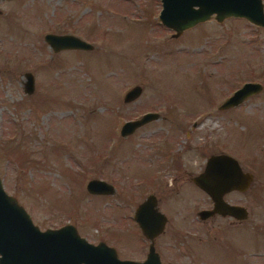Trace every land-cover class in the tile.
<instances>
[{
	"label": "rangeland",
	"instance_id": "obj_1",
	"mask_svg": "<svg viewBox=\"0 0 264 264\" xmlns=\"http://www.w3.org/2000/svg\"><path fill=\"white\" fill-rule=\"evenodd\" d=\"M160 9V0L0 1L3 189L40 230L72 224L128 260L148 251L133 212L153 194L168 219L154 249L170 264H264V28L212 17L174 38ZM48 33L93 48L53 52ZM26 72L31 94L23 91ZM245 82L262 88L219 109ZM134 86L140 95L124 102ZM147 112L159 116L120 135L124 122ZM220 153L253 175L245 192L224 196L248 218L197 224L196 211L211 200L189 175ZM91 179L113 193H88ZM175 230L198 233L184 239Z\"/></svg>",
	"mask_w": 264,
	"mask_h": 264
},
{
	"label": "water",
	"instance_id": "obj_2",
	"mask_svg": "<svg viewBox=\"0 0 264 264\" xmlns=\"http://www.w3.org/2000/svg\"><path fill=\"white\" fill-rule=\"evenodd\" d=\"M160 3L158 19L162 25L173 30L174 38L212 17L217 22L227 17L244 18L264 28L261 0H160ZM44 40L53 52L65 49L88 51L93 48L91 43L72 34L48 33L44 35ZM24 79L23 91L31 94L33 75L26 72ZM261 88L258 82H245L218 108L239 106L245 98L256 94ZM140 93V86L131 87L125 92L123 101H134ZM158 116V113L147 112L138 119L126 121L120 128V135L126 137ZM252 180L253 175L243 171L234 157L224 153L209 156L203 171L191 179L212 202L211 209L198 212L199 218L219 214L245 219L246 209L230 204L224 200V196L231 191L245 192ZM86 190L93 195H108L113 193L114 187L103 180L91 179L86 183ZM133 220L149 240L148 251L142 261L119 259L113 248L103 242L89 243L72 224L40 230L17 200L4 191L0 179V264H161L154 249V239L163 231L167 220L158 210L153 194L136 206Z\"/></svg>",
	"mask_w": 264,
	"mask_h": 264
},
{
	"label": "flooded vegetation",
	"instance_id": "obj_3",
	"mask_svg": "<svg viewBox=\"0 0 264 264\" xmlns=\"http://www.w3.org/2000/svg\"><path fill=\"white\" fill-rule=\"evenodd\" d=\"M200 173V172H199ZM199 173H197L196 175H198ZM196 175H193V176H190L189 175V178H190V181H191V179L193 178V177H195ZM193 183V182H192ZM194 184V183H193ZM195 185V184H194ZM196 186V185H195ZM155 196V195H154ZM155 198H156V201H157V208H158V210H159V207H158V199H157V197L155 196ZM231 204V203H230ZM234 205H236V204H234ZM243 207V206H242ZM212 208V202H211V206L210 207H206V208H201V209H198L197 211H196V213H195V215H196V217H197V219L195 220L196 221V223L197 224H203V223H205L208 219H210V218H212V217H216V216H218V217H221V218H228V219H232L233 221H235V222H243L244 220H246L247 218H248V213H247V217L245 218V219H243V220H238V219H235V218H233V217H231V216H222V215H219V214H214V215H212V216H210V217H208V218H206V219H200L199 218V216H198V212L199 211H201V210H209V209H211ZM245 208V207H244ZM161 212V211H160ZM163 213V212H162ZM164 214V213H163ZM165 215V214H164ZM165 217H166V223H165V226H164V228H163V231L158 235V236H156L155 237V239H154V241L159 237V236H161V235H163L164 234V232H165V229H166V226H167V223H168V219H167V216L165 215ZM183 218H186V215H183L182 216ZM134 221V220H133ZM135 222V221H134ZM69 224V223H68ZM136 224V223H135ZM137 225V224H136ZM75 227V226H74ZM138 227V226H137ZM139 229V228H138ZM140 230V229H139ZM141 233V232H140ZM174 233L175 234H178V233H181L182 235H183V237H184V239H185V237H186V239L187 238H191V237H193V236H195L197 233H198V230L197 231H190V230H182L181 232L180 231H177V230H175L174 231ZM141 235H142V233H141ZM143 236V235H142ZM143 238L146 240V238L143 236ZM147 241V240H146ZM99 242H103V241H99ZM148 242V241H147ZM98 243V242H97ZM96 243V244H97ZM103 243H105V242H103ZM106 244V243H105ZM107 245V244H106ZM107 246H109V247H111L112 248V246L111 245H107ZM114 249V248H113ZM115 250V249H114ZM156 251V250H155ZM116 252V251H115ZM156 253L158 254V256H159V259H160V262H161V264H170L169 263V261L160 253V252H157L156 251ZM116 254H117V252H116ZM117 257H118V254H117ZM119 258V257H118ZM119 259H122V258H119ZM125 259H127V258H125ZM144 259V258H143ZM142 258H140V259H136V260H143ZM123 260V259H122Z\"/></svg>",
	"mask_w": 264,
	"mask_h": 264
}]
</instances>
